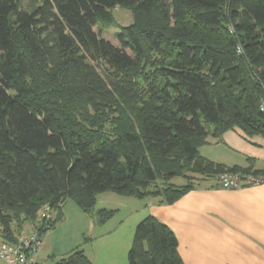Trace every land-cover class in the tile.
Wrapping results in <instances>:
<instances>
[{"label": "trees", "instance_id": "1", "mask_svg": "<svg viewBox=\"0 0 264 264\" xmlns=\"http://www.w3.org/2000/svg\"><path fill=\"white\" fill-rule=\"evenodd\" d=\"M136 22L104 39L115 7ZM240 49V51H239ZM264 0H0V236L16 243L45 206L96 211L114 193L172 205L228 168L200 154L236 128L264 136ZM182 177L185 184L171 181ZM87 239V238H86ZM129 264H184L175 234L149 215ZM56 264H92L77 248Z\"/></svg>", "mask_w": 264, "mask_h": 264}, {"label": "crops", "instance_id": "2", "mask_svg": "<svg viewBox=\"0 0 264 264\" xmlns=\"http://www.w3.org/2000/svg\"><path fill=\"white\" fill-rule=\"evenodd\" d=\"M200 154L228 168L264 172V136L248 137L238 128L219 139L210 136ZM202 183L172 205L148 198L144 216L155 217L175 234L184 264H264V185L227 189ZM66 207L63 222L43 236L39 264H56L77 248L92 264H129L134 236L121 233L123 224L92 235L93 219L71 206L76 216L71 221Z\"/></svg>", "mask_w": 264, "mask_h": 264}, {"label": "rangeland", "instance_id": "3", "mask_svg": "<svg viewBox=\"0 0 264 264\" xmlns=\"http://www.w3.org/2000/svg\"><path fill=\"white\" fill-rule=\"evenodd\" d=\"M43 1L44 0H20V6L22 7V9L31 12L34 7L41 5ZM112 14H113L114 21H115L114 27L110 29H103L102 32H101L100 27H96L95 30L96 32L100 34L102 38L107 39L111 41L115 46L120 47V43L115 38L116 33L120 31L121 27H127V26L134 24L136 22V17H135L134 12L131 9L123 8L120 6L115 7L112 10ZM195 178H196L195 181L197 184L199 185L203 184L202 182H203L204 177L195 175ZM171 183L177 186H182L185 184V180L182 177H177V178H174L171 181ZM146 203H148L147 199L140 200V199L120 196L114 193L100 194L98 196L96 211L100 209H108V210H114V211L117 210V212L114 214L113 218L105 224L106 226L101 225L100 223L97 222V220H93L94 228L92 229V235H95L98 231H101L104 229L111 230L114 227L116 228L123 224V227L121 228V233L124 236L126 235L129 237H133L136 231L135 227H137L135 226L136 223L138 221H141L143 217L145 218L146 216L144 215H147L145 214L146 213V210H145ZM66 204H67L66 209H67V212L70 213L69 217L71 221L76 219V216L73 214V212H70L71 206L73 208H76V210L80 212L79 214H83L82 211L77 207V205L73 201L71 200L67 201ZM40 211L41 209L37 213V217L39 216ZM34 226L35 224L33 226H31L30 224H26L25 231L28 232L30 228L32 227L33 229ZM51 232L52 231L50 232L48 231L47 234H51ZM87 235H91V233L88 232ZM0 260L2 259L0 258Z\"/></svg>", "mask_w": 264, "mask_h": 264}, {"label": "built area", "instance_id": "4", "mask_svg": "<svg viewBox=\"0 0 264 264\" xmlns=\"http://www.w3.org/2000/svg\"><path fill=\"white\" fill-rule=\"evenodd\" d=\"M240 51V49H239ZM264 114V100L260 106ZM220 187L241 189L249 186L264 185V174L223 172L217 178ZM55 219V211L50 206L41 209L36 225L16 243H9L0 236V258L6 264H39L38 256L43 244L42 230L50 228Z\"/></svg>", "mask_w": 264, "mask_h": 264}]
</instances>
